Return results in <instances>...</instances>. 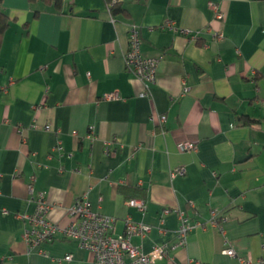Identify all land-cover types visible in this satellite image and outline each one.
<instances>
[{
    "label": "crops",
    "instance_id": "0c3cea01",
    "mask_svg": "<svg viewBox=\"0 0 264 264\" xmlns=\"http://www.w3.org/2000/svg\"><path fill=\"white\" fill-rule=\"evenodd\" d=\"M118 2L114 14L108 0L0 3L7 19L0 35V264H93L89 251L62 235L29 246L24 215L34 212L40 192L61 225L82 194L117 219L118 232L128 215L152 225L132 239L144 252L176 241L177 210H185L194 227L174 251L176 262L259 258L264 0ZM131 24L140 27L144 54H163L148 86L125 62ZM111 92L118 97L106 98ZM184 140L196 141L197 150H180ZM177 168L185 174L172 175ZM130 198H143L145 213ZM164 208L171 211L160 223ZM211 209L228 219L208 223ZM227 242L235 256L223 253Z\"/></svg>",
    "mask_w": 264,
    "mask_h": 264
},
{
    "label": "built area",
    "instance_id": "2783aa9c",
    "mask_svg": "<svg viewBox=\"0 0 264 264\" xmlns=\"http://www.w3.org/2000/svg\"><path fill=\"white\" fill-rule=\"evenodd\" d=\"M2 0H0L1 3ZM118 0H109V8ZM210 6L215 12L216 18L222 19L224 14L220 10L219 4L210 2ZM164 27L174 28L172 21H167ZM189 33L186 30H181ZM129 46L125 53V62L127 67L134 72L148 86L157 81L158 66L163 58V54L158 56L146 55L142 51V40L140 27L131 24L128 31ZM197 35L193 34L192 37ZM217 39L223 38V33L218 32L215 36ZM148 94V91L143 92ZM116 92L106 95V98H117ZM166 120L165 115L159 117V123ZM50 129V126H46ZM179 149L196 151L197 143L194 140H184L179 142ZM61 149V147H59ZM107 153L111 149L107 145L105 147ZM184 175V168H177L172 171V175ZM130 207H134L142 213L147 210L146 202L143 198H130L127 200ZM53 205L47 200L45 192H40L36 197V208L34 212L25 214L24 217L28 221L25 228L24 237L30 247L38 246L45 242H51L62 235L65 238L75 240L78 245L89 251L93 256V264H155L157 260L168 258L173 264H183L174 260V251L187 244V236L194 227L191 217L183 209H178L179 226L177 229V239L174 243H162L155 245L149 252L142 251L136 246L132 239L135 235L145 236L151 229L152 225L136 221L132 216L128 215L123 219L124 229L118 232L116 229L117 219L113 216L104 214L92 208L91 203L86 194L78 196L74 204L69 208L70 220L67 224L61 225L53 222L49 217V212ZM171 211L170 208H164L160 218V223L164 222L163 216ZM210 218L207 221L210 224L220 226L228 217L221 214L216 209H211ZM22 216V215H21ZM198 225L200 222H196ZM203 225V224H202ZM162 230V228H160ZM223 253L235 256L236 251L227 242ZM72 253L64 256L65 260H71ZM188 264H201L199 260H190ZM237 264H264V255L256 259L240 258Z\"/></svg>",
    "mask_w": 264,
    "mask_h": 264
},
{
    "label": "trees",
    "instance_id": "16d2710c",
    "mask_svg": "<svg viewBox=\"0 0 264 264\" xmlns=\"http://www.w3.org/2000/svg\"><path fill=\"white\" fill-rule=\"evenodd\" d=\"M56 5H60V3L62 2V0H54ZM109 2V0H108ZM119 8V2H115L113 5H111L110 9L111 12L114 14L117 9ZM7 25V19L5 18V15L0 11V35L3 32V30L5 29Z\"/></svg>",
    "mask_w": 264,
    "mask_h": 264
}]
</instances>
